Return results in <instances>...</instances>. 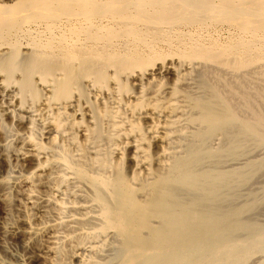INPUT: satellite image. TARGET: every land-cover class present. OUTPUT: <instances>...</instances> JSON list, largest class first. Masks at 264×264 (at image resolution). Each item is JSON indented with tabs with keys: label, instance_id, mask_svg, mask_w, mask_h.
<instances>
[{
	"label": "bare ground",
	"instance_id": "6f19581e",
	"mask_svg": "<svg viewBox=\"0 0 264 264\" xmlns=\"http://www.w3.org/2000/svg\"><path fill=\"white\" fill-rule=\"evenodd\" d=\"M262 176L264 0H0L16 264H264Z\"/></svg>",
	"mask_w": 264,
	"mask_h": 264
},
{
	"label": "rangeland",
	"instance_id": "374dc122",
	"mask_svg": "<svg viewBox=\"0 0 264 264\" xmlns=\"http://www.w3.org/2000/svg\"><path fill=\"white\" fill-rule=\"evenodd\" d=\"M4 166L3 167H1V171H5V169H6V167L4 168ZM262 182H264V176H262L261 177V179H259L258 180V182L256 183V185L254 184V185H252L251 187V190H256V189H258V188H260L261 186H263L264 185V183H262ZM260 183H262V185H259ZM258 184V185H257ZM258 188H257V187ZM260 186V187H259ZM255 188V189H254ZM17 201H16V200ZM11 202H15L14 204L16 205L15 206V211H18V212H15V213H17V214H15L14 212H13V217L12 218H14L13 220L14 221H16L19 217V219L18 220H20V221H16L15 223H17V224H19L18 222H20V224L21 223H23L24 222V220H25V213H23V212H25L24 211V209H23V207H22V205H21V203L19 202V200L17 199V198H15V197H11ZM21 207V208H20ZM21 211V212H20ZM23 211V212H22ZM19 214V215H18ZM264 211L257 217L258 219H260L261 221H264ZM19 217H18V216ZM22 215V216H21ZM24 215V216H23ZM15 216V217H14ZM17 218V219H16ZM23 219V220H22ZM22 221V222H21ZM23 236H24V238H23ZM26 236L25 235H23V234H21V236L19 237V240L20 241H22V242H20L19 240L17 241V242H14V241H12V240H7L6 242H5V248H6V251H8L7 252V255H9V256H6L5 255V252H3V251H5V249L2 251L1 249V251H0V257L2 258V259H4V261L5 262H8V263H11V264H16V257H18V256H22L23 255V251H21L22 250V244L24 243V242H26V240L25 239H27V238H25ZM22 239H24V240H22ZM20 242V243H19ZM7 244V245H6ZM11 245V246H10ZM18 245V246H17ZM8 246V247H7ZM20 246V247H19ZM9 253V254H8ZM15 257H14V256ZM5 257V258H4ZM9 258V259H7V258ZM11 257V258H10ZM13 258V259H12ZM12 259V260H11ZM15 262V263H14Z\"/></svg>",
	"mask_w": 264,
	"mask_h": 264
}]
</instances>
